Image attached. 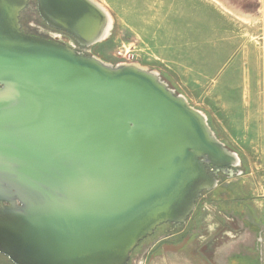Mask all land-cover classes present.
Returning a JSON list of instances; mask_svg holds the SVG:
<instances>
[{
	"label": "water",
	"instance_id": "water-1",
	"mask_svg": "<svg viewBox=\"0 0 264 264\" xmlns=\"http://www.w3.org/2000/svg\"><path fill=\"white\" fill-rule=\"evenodd\" d=\"M30 0H0V253L15 264H127L162 223H185L238 154L157 71L26 33ZM81 45L96 0H36Z\"/></svg>",
	"mask_w": 264,
	"mask_h": 264
},
{
	"label": "rangeland",
	"instance_id": "rangeland-1",
	"mask_svg": "<svg viewBox=\"0 0 264 264\" xmlns=\"http://www.w3.org/2000/svg\"><path fill=\"white\" fill-rule=\"evenodd\" d=\"M96 1L113 23L89 53L157 71L240 157L233 173L211 167L217 187L185 223L157 226L127 264H156L164 247L185 251L170 264H264V0ZM20 20L48 37L59 30L45 24L36 0ZM0 264L15 263L0 253Z\"/></svg>",
	"mask_w": 264,
	"mask_h": 264
},
{
	"label": "built area",
	"instance_id": "built-area-1",
	"mask_svg": "<svg viewBox=\"0 0 264 264\" xmlns=\"http://www.w3.org/2000/svg\"><path fill=\"white\" fill-rule=\"evenodd\" d=\"M45 30H48V29H45ZM48 33L53 34L54 37H57V39L59 38L58 40L60 42L65 43V44L73 47L77 51H83L85 53H89L90 47L81 45L73 36H71L69 33L65 32V31H61V30L56 31V30L52 29V30H49ZM53 36L51 35L50 37L54 38ZM120 53H121V51H120ZM238 165H240V164H238Z\"/></svg>",
	"mask_w": 264,
	"mask_h": 264
},
{
	"label": "crops",
	"instance_id": "crops-1",
	"mask_svg": "<svg viewBox=\"0 0 264 264\" xmlns=\"http://www.w3.org/2000/svg\"><path fill=\"white\" fill-rule=\"evenodd\" d=\"M97 44V43H95ZM93 44L92 47L95 45ZM185 251H182V249L178 248H168L166 249L164 247V251H160V254L156 255V264H170L172 262V259H178V255L184 254ZM172 254V256H171ZM167 256L166 258H164ZM172 257V259H170Z\"/></svg>",
	"mask_w": 264,
	"mask_h": 264
},
{
	"label": "bare ground",
	"instance_id": "bare-ground-1",
	"mask_svg": "<svg viewBox=\"0 0 264 264\" xmlns=\"http://www.w3.org/2000/svg\"><path fill=\"white\" fill-rule=\"evenodd\" d=\"M99 3V2H98ZM100 4V3H99ZM101 5V4H100ZM102 6V5H101ZM104 8V6H102ZM106 10V12L108 13V17H109V22H108V26L105 30L104 33V37H106L108 35V33H110L111 27H112V23H113V18L111 17L110 13L108 12L109 10H107L106 8H104ZM240 164V157L238 156V162L237 165Z\"/></svg>",
	"mask_w": 264,
	"mask_h": 264
},
{
	"label": "flooded vegetation",
	"instance_id": "flooded-vegetation-1",
	"mask_svg": "<svg viewBox=\"0 0 264 264\" xmlns=\"http://www.w3.org/2000/svg\"><path fill=\"white\" fill-rule=\"evenodd\" d=\"M43 19V18H42ZM44 20V19H43ZM45 21V20H44ZM22 23V22H21ZM45 24L48 26V27H50V28H54V29H56L55 27H52L51 25H49L46 21H45ZM22 28L24 29V31L26 32V33H31V34H38V35H42V36H45V35H43V34H39V33H37V32H32V31H28L26 28H25V26L22 24ZM45 37H48V36H45ZM129 263V262H128Z\"/></svg>",
	"mask_w": 264,
	"mask_h": 264
},
{
	"label": "trees",
	"instance_id": "trees-1",
	"mask_svg": "<svg viewBox=\"0 0 264 264\" xmlns=\"http://www.w3.org/2000/svg\"><path fill=\"white\" fill-rule=\"evenodd\" d=\"M223 189L221 187H218L217 189H215L216 193L222 194ZM2 254V253H1ZM11 260V259H10ZM12 262V261H11Z\"/></svg>",
	"mask_w": 264,
	"mask_h": 264
}]
</instances>
